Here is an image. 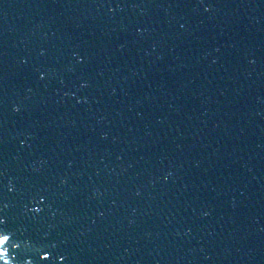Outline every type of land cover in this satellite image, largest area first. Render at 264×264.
Wrapping results in <instances>:
<instances>
[{"label": "snow or ice", "instance_id": "6c2138e0", "mask_svg": "<svg viewBox=\"0 0 264 264\" xmlns=\"http://www.w3.org/2000/svg\"><path fill=\"white\" fill-rule=\"evenodd\" d=\"M0 235H3V234H0ZM8 240H9V236H8V235H4V243H5L6 241H8ZM5 250H6V249H5ZM48 255H49V253H48V252H45V255H44V256L47 257ZM4 259L7 261V260H8V257L5 256ZM60 259L63 260L64 257H60ZM8 264H9V261H8Z\"/></svg>", "mask_w": 264, "mask_h": 264}]
</instances>
